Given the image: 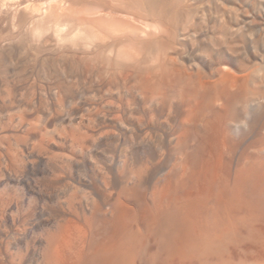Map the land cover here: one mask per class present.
Masks as SVG:
<instances>
[{
	"label": "rangeland",
	"instance_id": "374dc122",
	"mask_svg": "<svg viewBox=\"0 0 264 264\" xmlns=\"http://www.w3.org/2000/svg\"><path fill=\"white\" fill-rule=\"evenodd\" d=\"M157 2L161 29L144 9L145 22L130 20L153 26L147 33L160 46L130 58L107 47L128 36L111 29L61 42L0 40V264H56L54 249L70 239L60 248L68 264L105 241L120 206L197 165L203 144L224 131L229 93L241 88L236 112L251 107L233 134L249 139L226 147L221 168L234 172L260 149L264 0Z\"/></svg>",
	"mask_w": 264,
	"mask_h": 264
},
{
	"label": "bare ground",
	"instance_id": "6f19581e",
	"mask_svg": "<svg viewBox=\"0 0 264 264\" xmlns=\"http://www.w3.org/2000/svg\"><path fill=\"white\" fill-rule=\"evenodd\" d=\"M157 5V0H0V40L19 34L32 41L44 36L61 42L111 29L128 36L107 47L130 58L146 44L150 49L160 46L161 40L147 33L153 26L130 20L135 16L145 22L142 14L137 15L144 9L149 13L146 21L161 29ZM145 37L148 41L138 44ZM237 80L229 78L234 82L231 89ZM240 90L229 93L226 115L219 114L224 131L218 140L203 144L197 165L191 170L182 163L172 183L154 186L134 206H120L110 219L107 239L87 252L78 249L68 264H139L140 259L155 264V258L163 264H264V199L256 198L264 194V140L258 151L243 154L234 172L221 168L226 147L235 139L246 143L249 139L245 133L233 134V127L238 129L243 119L247 121L251 107L246 103L243 115L236 112L243 98ZM251 127L253 132L254 123ZM71 245L68 239L60 248ZM60 248L54 249L51 259L56 264L64 262ZM146 256L149 263L144 261Z\"/></svg>",
	"mask_w": 264,
	"mask_h": 264
}]
</instances>
